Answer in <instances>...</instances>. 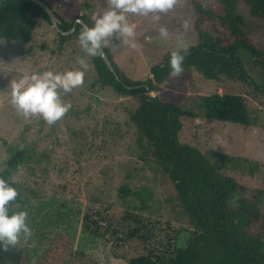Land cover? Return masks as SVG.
<instances>
[{
  "label": "rangeland",
  "instance_id": "obj_1",
  "mask_svg": "<svg viewBox=\"0 0 264 264\" xmlns=\"http://www.w3.org/2000/svg\"><path fill=\"white\" fill-rule=\"evenodd\" d=\"M46 1L70 17L91 8L102 13L110 7V0ZM172 9L173 13L163 20H153L152 13L128 14L129 22L135 25V47L114 38L106 42L119 67L132 79L147 80L152 76L150 68L168 51L197 42L188 0H176ZM238 12L264 49V22L249 16L243 5ZM160 25L167 27V37L160 36ZM59 43L55 27L44 19H38L29 44L0 38V171L16 150H25V159L13 175L25 188L14 210H27L31 227V235L21 234L12 246L28 250L36 259L51 236L68 231L75 237V249L84 250L98 264H128L111 251L119 239L104 222L112 206L131 207L144 214L156 252L168 245H185L195 228L182 210L170 179L144 153L140 131L130 116L138 105L137 98L120 96L112 88L96 84L91 57L78 40L70 38L63 46ZM81 57L89 65L84 82L62 93L71 107L56 122L49 124L39 115L25 117L11 103L12 80L33 72L78 68ZM246 67L258 84H264L262 72L253 70L249 61ZM213 92L244 95L259 123L242 126L199 117L192 124L185 123L181 141L202 151L213 149L239 159L237 167L223 171L246 187V195L258 196L263 217L252 226L254 233L264 234V91L238 79H206L191 68L179 76L172 75L151 94L184 104L190 96ZM122 185L132 193H121ZM85 214L99 222L94 226L97 235L83 230Z\"/></svg>",
  "mask_w": 264,
  "mask_h": 264
},
{
  "label": "trees",
  "instance_id": "obj_2",
  "mask_svg": "<svg viewBox=\"0 0 264 264\" xmlns=\"http://www.w3.org/2000/svg\"><path fill=\"white\" fill-rule=\"evenodd\" d=\"M46 2L53 8L49 1ZM188 4L193 13L197 42L187 47L183 68H195L206 79L214 81L238 79L264 91V84H258L246 67V61H249L253 70L264 75V49L256 43L250 24L238 12L239 6L243 5L249 16L264 22V0H188ZM53 10L61 20V31L55 28L60 46L70 38L78 40L82 27L76 22L78 18L91 26L94 16L101 14L91 8L70 17ZM171 12L173 9L160 13L159 20ZM38 19L52 24L47 11L34 0H0V38L29 44ZM73 26L72 32L64 33ZM104 48L116 73L109 68L102 54L90 56L97 74L96 84L112 88L120 96L137 98L138 105L130 116L140 131L139 141L144 153L152 157L170 179L182 210L195 228L185 245H168L158 253L153 248L144 214L131 207L112 206L104 220L119 238L111 248L112 254L127 260L128 264H264V234L254 233L252 226L263 217L259 198L246 195V187L223 171L237 167L239 159L213 149L202 151L192 143L181 141L185 123L192 124L199 117L242 126L259 123L251 114L245 96L213 92L190 96L184 104L174 103L151 94L172 76L171 50L150 68L152 76L141 81L132 79L119 67L106 43ZM242 51L247 53L246 56L241 54ZM24 151L16 150L0 171V176L8 179L18 192L15 200L9 202L11 210L22 201L25 190L13 179L25 159ZM120 192L132 193L125 185L120 187ZM236 193L243 195L237 197ZM95 225L98 227L99 222L85 214L83 230L97 235ZM0 264L98 262L84 250L75 249V237L62 231L48 239L47 247L36 259L26 249L12 245L7 250L0 248Z\"/></svg>",
  "mask_w": 264,
  "mask_h": 264
},
{
  "label": "clouds",
  "instance_id": "obj_3",
  "mask_svg": "<svg viewBox=\"0 0 264 264\" xmlns=\"http://www.w3.org/2000/svg\"><path fill=\"white\" fill-rule=\"evenodd\" d=\"M175 3L176 0H110V7L95 15L91 26L82 25L79 43L90 56L102 54L101 50L109 38L119 39L135 47V25L129 22L128 14L153 13V20H159V14L172 9ZM77 23L80 21L77 20ZM184 27H187L186 21ZM159 33L161 37H167V27L160 25ZM187 54V46L170 51L169 64L173 76H179L184 71L183 61ZM78 63V68L33 72L12 80L11 103L25 117L39 115L49 124L56 122L71 107L62 98V93L71 92L84 82L85 69L89 65L83 57L79 58ZM17 195L16 187L0 176V248L4 250L15 245L21 234L25 237L31 235L27 210H11L9 207V202L15 200Z\"/></svg>",
  "mask_w": 264,
  "mask_h": 264
},
{
  "label": "water",
  "instance_id": "obj_4",
  "mask_svg": "<svg viewBox=\"0 0 264 264\" xmlns=\"http://www.w3.org/2000/svg\"><path fill=\"white\" fill-rule=\"evenodd\" d=\"M34 1H35L37 4H39L42 8H44V9L47 11V13H48V15H49V17H50V19H51V22H52L53 26H54L58 31H61V28H60V26H59L61 20H60V18L57 16V14L54 12L53 8H51L45 0H34ZM77 20H79L80 23H81L82 25H83V24H87L82 18H78ZM77 20H76V22H77ZM75 25H76V23L74 24V26H75ZM87 25H88V24H87ZM74 26H73V28H72L70 31H66V32H64V33H65V34H69L70 32H72L73 29H74ZM101 51H102V56H103V58L105 59V61H106L107 65L109 66V68H110L114 73H116V70H115V68H114V66H113V64H112V61L110 60V58H109V56H108V54H107L105 48L103 47V49H102Z\"/></svg>",
  "mask_w": 264,
  "mask_h": 264
}]
</instances>
